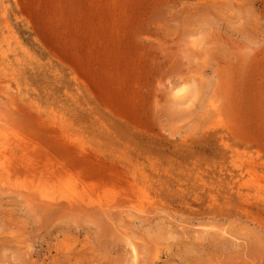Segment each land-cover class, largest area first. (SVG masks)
Wrapping results in <instances>:
<instances>
[{"label":"rangeland","instance_id":"1","mask_svg":"<svg viewBox=\"0 0 264 264\" xmlns=\"http://www.w3.org/2000/svg\"><path fill=\"white\" fill-rule=\"evenodd\" d=\"M0 264H264V0H0Z\"/></svg>","mask_w":264,"mask_h":264},{"label":"bare ground","instance_id":"2","mask_svg":"<svg viewBox=\"0 0 264 264\" xmlns=\"http://www.w3.org/2000/svg\"><path fill=\"white\" fill-rule=\"evenodd\" d=\"M134 248V247H133ZM133 252H135V251H133Z\"/></svg>","mask_w":264,"mask_h":264}]
</instances>
